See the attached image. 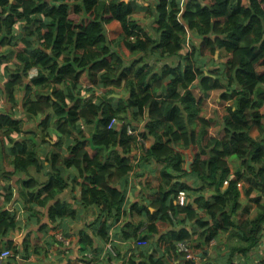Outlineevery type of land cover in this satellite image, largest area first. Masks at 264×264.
Masks as SVG:
<instances>
[{
	"label": "trees",
	"instance_id": "trees-1",
	"mask_svg": "<svg viewBox=\"0 0 264 264\" xmlns=\"http://www.w3.org/2000/svg\"><path fill=\"white\" fill-rule=\"evenodd\" d=\"M156 2L152 37L138 25L150 11L138 13L132 1L0 0V49L7 46L12 54L14 40L20 36L13 35L21 23L24 36L14 53L5 94L14 102L17 87L24 84L25 113L31 117L52 114L53 126L61 134L55 142L59 152L48 159V181L38 193L30 192L33 210L44 214L46 204L68 186L63 171L72 167L79 173L75 183L81 187L80 205L98 210L94 221L78 231L81 250H91L99 240L106 243L112 226L123 218L124 224L117 229L122 240L149 242L144 248H135L140 260L130 259L129 264H191L185 259L187 254L177 252L178 242H189L193 254H199L227 233L236 243L229 246L230 258L225 264H239L232 257H246L260 245L264 226V115L259 111L264 104V0H248L247 6L241 0H188L182 7L176 0ZM113 20L124 30L119 40L133 56L139 54L128 64L107 38L106 25ZM191 30L200 37L198 48L188 35ZM187 38L191 51L186 47ZM216 51L229 57L211 68L205 58ZM170 59L176 62L163 61ZM33 68L37 76L28 79ZM122 83L125 96L108 99L110 94H119L108 88ZM96 86L106 89L104 99L84 98ZM193 87L202 96L216 90L221 101L234 100L217 115L222 136L211 135V120L200 116L202 98L195 95ZM112 118L122 124L108 129ZM141 124L140 136L151 139L152 145L135 167L140 170L152 162L174 167L182 161L184 166L185 159L177 150H190V172L182 166L183 173L197 177L200 189L209 190L208 197L202 191L195 194L200 189L192 191L187 183L168 187L166 182H149L144 185L148 204L133 203L125 209L128 177L135 169L131 149L136 143L126 128ZM252 127L258 128L259 139L250 137ZM14 132H22L20 121L11 113L0 114V151ZM20 155L12 161L15 170L42 168L33 151L25 158ZM228 160L238 165L233 174ZM174 176L162 172L168 182ZM243 181L249 183L245 202L237 186ZM180 191L194 192L185 207L175 204ZM251 203L257 209L255 216L248 218ZM55 207L53 212L62 217L65 206L57 201ZM59 215L49 216L55 219ZM171 215L192 220L198 231L171 229ZM133 217L140 221L134 223ZM15 224L13 213H0V233ZM151 238L155 240L150 242ZM158 251H163L159 257ZM92 257L94 261L96 256ZM260 264H264V256Z\"/></svg>",
	"mask_w": 264,
	"mask_h": 264
},
{
	"label": "crops",
	"instance_id": "crops-1",
	"mask_svg": "<svg viewBox=\"0 0 264 264\" xmlns=\"http://www.w3.org/2000/svg\"><path fill=\"white\" fill-rule=\"evenodd\" d=\"M128 3L132 1L135 3V7L138 13L144 14L150 11L149 17L143 19L138 25L141 27L142 33L148 36L154 37L153 26L155 17V2L158 0H123ZM179 7H182L188 0H176ZM157 3V2H156ZM241 4L247 6L248 0H241ZM23 23L16 26L17 30L14 33V37L19 34L20 36L16 40L23 36L21 27ZM124 33L123 27L120 22L113 20L106 25L107 38L113 42L112 48L115 50L125 61L126 64L136 59L139 54L132 55L131 52L124 45L122 40H119ZM141 33V31H138ZM188 35L191 38V42L196 45L200 43V37L198 34L191 30L188 31ZM131 40L134 37L130 38ZM8 48L0 49V114L11 113L13 118L20 121L22 132L11 133V141L5 140L2 151H0V213L7 211L13 213L15 216V226L0 233V252L3 249H10L13 253L11 258L0 261V264H76L82 262L87 258V254L95 255L94 264H111V256L105 253V243L99 240L97 244L94 242L91 250L83 251L78 243V231L91 224L98 210L95 207L83 208L80 205L81 187L75 183V179L78 178L79 173L75 168L65 169L63 171V178L67 182V187L63 188L62 192L59 193L53 200L48 202L44 208V214L41 215L33 210L35 202L30 199V192L38 193L43 185L48 181L51 169V163L49 157L52 153L59 152L55 148V142L61 136L58 130L53 126L55 117L52 114L47 113L39 116H28L24 111L25 101V89L24 84L17 87L14 94V102L9 101L5 94L6 83L10 79V70L14 68V56L16 49L12 47V54H9ZM18 49V48H17ZM188 51H190L188 49ZM5 55H8L4 57ZM229 55L223 51H216L213 57L205 58L206 64L211 68H215L220 64L227 61ZM164 62L172 63L176 62L174 59L163 60ZM28 81V80H26ZM124 86L123 83L120 87H110L108 91H114L119 94H110L107 96L108 99L124 97ZM197 97L202 98L200 104L201 113L206 119L211 120L210 133L212 136L220 137L222 134L221 124L217 120V115L221 114L229 105H233L234 100L221 101L219 95L220 91H211L206 96H202L198 90L192 88ZM106 89L96 86L95 90L91 94H86L84 98L91 99H104L106 96ZM45 91V89H43ZM92 95V96H91ZM260 113L264 115V104L259 109ZM264 125V119L262 120ZM141 124V128H142ZM83 129H87L84 128ZM44 131V133H42ZM31 132V133H29ZM28 133V134H27ZM33 133H38L39 136H34ZM249 135L252 139L256 140L260 138V132L257 127H252ZM222 136V135H221ZM148 148L152 145V140L147 139ZM24 150L26 153L33 151L38 158L42 168L36 169L35 166L28 168L25 172L15 170L12 163L13 159L18 153L20 157L25 158V154L21 151ZM183 161L181 165L175 164L173 166H167L164 162H152L149 165L142 166L140 170L135 167L137 164L131 162L135 169L128 177V188L125 196L124 207L128 210V206L133 203H140L147 205L148 202L145 199L144 185L149 182L155 183H168V187L172 183H187L192 186V191L200 189L199 179L191 174H184L183 169L186 172H190V162L192 160V152L190 150H177ZM64 151L61 150V154ZM135 153V149L132 154ZM60 154V155H61ZM141 159V158H140ZM140 161V160H139ZM230 162V160H228ZM183 166V169H182ZM175 167H179L177 170ZM238 165L235 162H230L231 174L237 169ZM57 168L61 169V165L57 164ZM165 171L168 174H175V178L168 182L163 180L162 172ZM182 174L180 175V173ZM30 181L29 183H27ZM27 183V184H26ZM241 185L240 193L241 200L245 202V191L249 188L248 182H239ZM227 185H223V189ZM188 191V203L192 201L189 197H192L194 192ZM208 197V189H200L195 194L200 193ZM189 195V196H188ZM255 194H252V197ZM193 198V197H192ZM59 202L60 205L65 206V213L62 217L58 212H53L56 209L55 204ZM264 201V198H263ZM176 203V199H175ZM32 207V209H31ZM127 207V208H126ZM192 207L198 213L201 210L197 209L196 204L192 203ZM250 212L247 214L252 218L256 214L257 206L255 203L250 204ZM151 212L154 209L150 208ZM70 211L72 212L71 215ZM75 212V213H74ZM50 214H57L53 219ZM247 217V216H246ZM173 220V226H170L173 230L179 228H186L189 232L196 229V225L192 220L187 221L183 219L184 216H176L171 218ZM123 218L118 223H115L111 228L113 236V246L117 253V257L114 260V264H129L130 259L140 260L135 255V248L131 246L132 241H124L117 234V229L120 228L124 223ZM126 221V220H125ZM132 221L137 223L140 221V217H133ZM61 235L62 239H58ZM261 243L254 248L246 257L242 255H236L232 257V260L239 264H258V257L263 259L264 256V226L261 233ZM153 242V238L149 239ZM234 239H229V233L219 237L213 244H208L202 248L199 254H194V259L191 264H202L209 261L213 264H225L229 257V246L233 243ZM64 242L69 243L66 245ZM230 244V245H229ZM195 251V250H194ZM163 252V251H162ZM162 252H157L159 257ZM17 256V257H15Z\"/></svg>",
	"mask_w": 264,
	"mask_h": 264
},
{
	"label": "built area",
	"instance_id": "built-area-1",
	"mask_svg": "<svg viewBox=\"0 0 264 264\" xmlns=\"http://www.w3.org/2000/svg\"><path fill=\"white\" fill-rule=\"evenodd\" d=\"M186 47L191 51V48H190V45H189V42H188V38L186 40ZM37 76V69L33 68L31 69L29 72H28V79H32L34 77ZM122 123L118 120V119H115V118H112L108 125H107V128L108 129H115V128H118ZM135 127V128H134ZM142 130L141 128V125H129L127 126L126 128V131H127V135L128 136H131V137H134L135 138V144L133 146V148L131 149V156H130V161L133 162L134 164L138 163L141 156H142V153L148 149V143H147V140L146 139H143L141 136H140V131ZM135 146H139L140 148L136 149ZM135 149V153L132 154L133 150ZM134 166V165H133ZM224 185H227V182L225 181L224 182ZM238 186V189L241 188V185L240 183L237 184ZM176 205H179V206H187L188 204V197H187V193L185 191H180L176 197ZM171 217L173 218V216L171 215ZM62 239L61 235H59L58 239ZM214 241L216 240H212L209 244H213ZM113 236H112V233H111V230L109 232V238H108V241L105 243V246H104V251L105 253H108L110 256H111V264H114V260L116 259L117 257V253L114 249V246H113ZM66 245H69V243L67 242H64ZM149 242H147V240L145 239H137V240H134L132 241L131 243V246L134 247V248H144L148 245ZM176 249H177V252L179 253H182V254H187L186 258L187 260L189 261H192L194 259V254H193V251L191 249V245L189 244V242L187 241H180L176 244ZM13 256V253L10 249H3L1 252H0V261L2 260H6L8 258H11ZM17 257V256H15ZM76 264H94V261H93V257L91 254H87V258L82 261V262H78Z\"/></svg>",
	"mask_w": 264,
	"mask_h": 264
},
{
	"label": "rangeland",
	"instance_id": "rangeland-1",
	"mask_svg": "<svg viewBox=\"0 0 264 264\" xmlns=\"http://www.w3.org/2000/svg\"><path fill=\"white\" fill-rule=\"evenodd\" d=\"M23 37H24V36H22V37H21L20 39H18V40L15 39L16 41L14 40V42H15L14 48H15L16 50H18V49L22 46L20 42H21V40H22ZM3 48L6 49L7 46H4ZM17 48H18V49H17ZM203 55H205V53H203ZM172 60H173V59H172ZM224 63H225V62H224ZM215 91H216V90H215ZM221 135H222V134H221ZM221 135H220V136H221ZM135 148L138 149V148H140V147H139V146H135ZM230 160H231V161H234V160H235V157H230ZM140 161H141V160H140ZM140 161H139L138 163H140ZM229 239L231 240V239H234V238L230 236ZM234 240H235V241H234L233 243H230L231 245H233V244L236 243V239H234ZM234 257H236V255H235ZM261 261H262V258H259V257H258V262H257V263L260 264Z\"/></svg>",
	"mask_w": 264,
	"mask_h": 264
}]
</instances>
